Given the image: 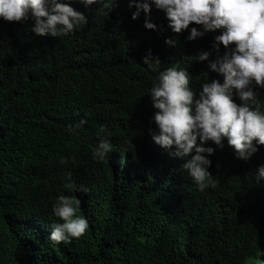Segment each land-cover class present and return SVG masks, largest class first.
Listing matches in <instances>:
<instances>
[{
    "label": "trees",
    "instance_id": "trees-1",
    "mask_svg": "<svg viewBox=\"0 0 264 264\" xmlns=\"http://www.w3.org/2000/svg\"><path fill=\"white\" fill-rule=\"evenodd\" d=\"M128 5L72 4L88 23L61 37L36 36L31 20H0V264H264V180H255L264 145L243 161L226 139L219 148L208 142L217 183L199 191L183 169L187 158L151 138L148 95L159 71L179 62L197 98L202 83L223 81L195 60L203 51L215 58L220 30L187 41L163 11L151 7L152 31ZM149 50L157 71L142 63ZM108 133L114 151L97 161L92 151ZM69 172L88 194L63 187ZM61 194L80 200L89 229L55 246L48 237Z\"/></svg>",
    "mask_w": 264,
    "mask_h": 264
},
{
    "label": "clouds",
    "instance_id": "clouds-1",
    "mask_svg": "<svg viewBox=\"0 0 264 264\" xmlns=\"http://www.w3.org/2000/svg\"><path fill=\"white\" fill-rule=\"evenodd\" d=\"M76 3L85 9L97 4L111 10L115 0H0V20H31V32L39 37L68 36L88 23L85 14L70 6ZM128 6L135 8L133 20L144 13L143 26L152 31L157 25L148 20L151 7L163 11L173 33L188 31L187 41L220 30L211 46L215 58L210 60L211 53L203 51L195 60L207 61L210 71L222 76V82L213 79L202 83L197 98L190 87L192 77L177 62L159 71L148 95L155 110L152 141L172 157L187 158L183 169L199 191L215 187L217 181L208 171L212 163L209 157L215 149L206 147L208 142L219 148L226 139L236 158L243 161L264 145V111L258 98V90H264V0H129ZM190 24L194 26L189 28ZM165 44L175 46L176 40L166 39ZM142 63L152 71L160 66L150 50ZM85 123L81 119L78 126ZM110 135L99 140L92 151L93 159L104 161L114 151L107 138ZM255 180H264V165L256 170ZM63 187L71 193L90 191L78 185L70 172ZM79 210L80 200L75 195L56 198L52 212L59 222L51 225L48 237L55 246L70 244L87 232L89 222L78 214Z\"/></svg>",
    "mask_w": 264,
    "mask_h": 264
}]
</instances>
